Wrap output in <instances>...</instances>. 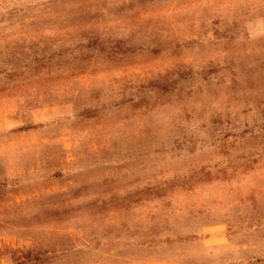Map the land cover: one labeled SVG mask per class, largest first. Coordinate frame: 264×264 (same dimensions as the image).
Returning <instances> with one entry per match:
<instances>
[{"label":"rangeland","instance_id":"rangeland-1","mask_svg":"<svg viewBox=\"0 0 264 264\" xmlns=\"http://www.w3.org/2000/svg\"><path fill=\"white\" fill-rule=\"evenodd\" d=\"M0 264H264V0H0Z\"/></svg>","mask_w":264,"mask_h":264}]
</instances>
